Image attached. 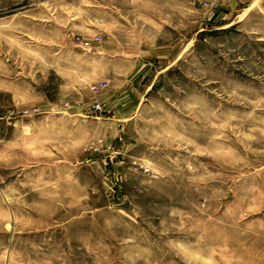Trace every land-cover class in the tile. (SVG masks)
Masks as SVG:
<instances>
[{"label": "rangeland", "instance_id": "1", "mask_svg": "<svg viewBox=\"0 0 264 264\" xmlns=\"http://www.w3.org/2000/svg\"><path fill=\"white\" fill-rule=\"evenodd\" d=\"M0 264H264V0H0Z\"/></svg>", "mask_w": 264, "mask_h": 264}, {"label": "built area", "instance_id": "2", "mask_svg": "<svg viewBox=\"0 0 264 264\" xmlns=\"http://www.w3.org/2000/svg\"><path fill=\"white\" fill-rule=\"evenodd\" d=\"M85 44H86L87 46H90V41H86ZM94 108H96V109H101L102 106H101L100 103H97V104L94 105Z\"/></svg>", "mask_w": 264, "mask_h": 264}, {"label": "bare ground", "instance_id": "3", "mask_svg": "<svg viewBox=\"0 0 264 264\" xmlns=\"http://www.w3.org/2000/svg\"><path fill=\"white\" fill-rule=\"evenodd\" d=\"M148 169V168H147Z\"/></svg>", "mask_w": 264, "mask_h": 264}]
</instances>
